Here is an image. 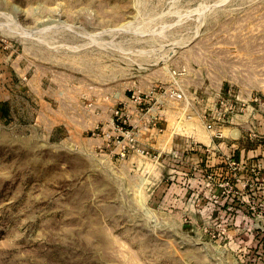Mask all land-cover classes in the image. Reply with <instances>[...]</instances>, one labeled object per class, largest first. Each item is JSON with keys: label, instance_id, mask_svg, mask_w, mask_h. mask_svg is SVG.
<instances>
[{"label": "rangeland", "instance_id": "rangeland-1", "mask_svg": "<svg viewBox=\"0 0 264 264\" xmlns=\"http://www.w3.org/2000/svg\"><path fill=\"white\" fill-rule=\"evenodd\" d=\"M228 143L264 146V0H0V264H264Z\"/></svg>", "mask_w": 264, "mask_h": 264}, {"label": "crops", "instance_id": "crops-1", "mask_svg": "<svg viewBox=\"0 0 264 264\" xmlns=\"http://www.w3.org/2000/svg\"><path fill=\"white\" fill-rule=\"evenodd\" d=\"M156 109H160V107L156 108ZM131 117H132V120L134 122L137 121L136 115L131 114ZM135 124H137V123H135ZM155 125H153V126H155ZM187 137L188 138H186V140H184L180 137L175 138V140L171 139L169 144L166 145L165 151L172 152L175 148L177 150L183 151V148L186 147V149L184 151L190 152L189 154L192 156V158H195L196 162H203L204 159H205V162H207V161L210 162V161H215V160H216V162H218V155L215 152V151H217V147L215 146L216 144L214 143L213 138H211V137L208 138L206 143L203 142L202 140H204V139H202L198 142L199 144H196V142H195L194 138H192V136H187ZM183 142L185 144H183ZM210 144H213V146L209 149V148H207L208 147L207 145H210ZM201 145H204L205 147H203ZM221 147H222L221 151H223L221 154V159H222L221 162L223 164H224V157L226 156V157H231L233 160L239 162L241 165L245 166L248 169L254 168L255 170H257L258 173L256 176L249 174V176H247L248 178L245 177L246 174L243 173V179L250 181L249 182L250 186L247 187L245 190H248L249 195L258 197L259 201L262 205L264 203V195L263 194L261 195V193H264V146L263 145L254 146L253 148H250V150L248 152H244L235 143L222 144ZM188 152H186V153H188ZM212 163H214V162H212ZM223 164H222V166H223ZM211 165L213 166V164H211ZM206 167H208V166H206ZM222 169H223V173H227V175H228L225 164H224V167ZM206 171H213V169H209V170L207 169ZM235 188L237 190L240 189V187L238 185L235 186Z\"/></svg>", "mask_w": 264, "mask_h": 264}, {"label": "built area", "instance_id": "built-area-1", "mask_svg": "<svg viewBox=\"0 0 264 264\" xmlns=\"http://www.w3.org/2000/svg\"><path fill=\"white\" fill-rule=\"evenodd\" d=\"M170 95L175 100H178V101H182L185 98L183 92L180 91V90L179 91H173V92L170 93ZM133 102L134 103H137L136 105L140 106V104L141 103H144L145 101L142 100V99H140L139 97H137V98H133ZM146 102H149V100L147 99ZM140 111H141V109H140ZM116 116L117 117H120L121 115L118 116V112H116ZM220 116L221 115L218 113L217 114V119L218 120L220 119ZM206 127L210 131L213 129V126L211 124H207ZM218 135H219V137H221V134L220 133H218ZM224 164H225L226 170L228 172V175H230V177L233 179L232 182L240 184V186L242 187L243 190L250 186V184H249L250 181L243 179V173L246 174L245 177L249 176V174L256 176L257 173H258L257 170H255L254 168H249L248 169L245 166L241 165L239 162L233 160L231 157H226L225 156L224 157ZM223 185L231 188L230 187V181L229 180H227L225 182V184H221L220 186H223Z\"/></svg>", "mask_w": 264, "mask_h": 264}, {"label": "trees", "instance_id": "trees-1", "mask_svg": "<svg viewBox=\"0 0 264 264\" xmlns=\"http://www.w3.org/2000/svg\"><path fill=\"white\" fill-rule=\"evenodd\" d=\"M233 197V196H232ZM225 203H227V204H225L226 206H230V207H236V203H235V201H230V204H228V202H225ZM235 203V204H234ZM235 205V206H234Z\"/></svg>", "mask_w": 264, "mask_h": 264}, {"label": "bare ground", "instance_id": "bare-ground-1", "mask_svg": "<svg viewBox=\"0 0 264 264\" xmlns=\"http://www.w3.org/2000/svg\"><path fill=\"white\" fill-rule=\"evenodd\" d=\"M235 132V135H238V133L236 132V131H234ZM193 137V136H192ZM198 138V137H197Z\"/></svg>", "mask_w": 264, "mask_h": 264}]
</instances>
